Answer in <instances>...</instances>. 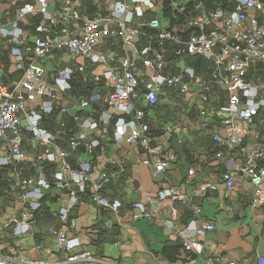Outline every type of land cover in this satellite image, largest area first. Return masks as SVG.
<instances>
[{
	"label": "built area",
	"instance_id": "1",
	"mask_svg": "<svg viewBox=\"0 0 264 264\" xmlns=\"http://www.w3.org/2000/svg\"><path fill=\"white\" fill-rule=\"evenodd\" d=\"M39 1L41 6L36 4ZM60 1V10L50 11L47 0H22L13 25H0V37L4 38L0 50L12 44L13 63L22 70L19 77L6 81L0 66V166L31 156V167L39 174L18 178L12 188L33 186L22 193L32 208L41 206L43 188L50 186L47 162L60 161L54 178L65 180L71 201H79L89 188L98 204L119 212L122 203L101 192L109 174L100 166L99 177L95 178L91 162L78 158L82 177L72 181L68 176L74 171L68 147H83L91 155L101 144L100 136L108 131L112 117L108 110L95 105L102 101L118 114L109 138L115 143H140L151 154L144 161L153 165L154 176L161 175L175 153L162 155V142L153 144L149 112L160 101L161 93L173 87L186 111L197 107L201 116L220 121V130L213 135L220 146L237 147L241 161L224 172L227 188L231 190L237 176L243 174L255 188L253 202L264 204V136L261 140L247 138L255 116L264 108V0H54V4ZM167 5L178 22L172 23L165 15ZM29 13L41 15L42 33L32 40L18 25L19 19ZM58 50L70 55L69 64H55ZM82 85V91L78 90ZM214 86L227 91L225 102L212 98ZM63 92L88 106L90 116L75 114L74 119L93 131L91 139L70 134L68 146H62L56 133L43 125L44 118L55 109L69 112V106L62 102ZM65 124L61 120V125ZM175 126L165 125L166 132L171 133ZM24 129L33 134L35 148L42 145L40 151L30 155L23 148ZM60 132L68 130L61 127ZM222 154V150L217 152L218 156ZM189 175H196L194 166ZM156 196L170 198L171 202L185 203L189 199L178 184L161 188ZM133 206L134 219L150 214L141 201ZM68 211L69 207L63 205L60 217L66 219ZM205 226L214 228L211 222ZM10 228L21 234L32 230V225L24 217L13 216L0 223V233ZM48 229L66 251L80 243L61 228ZM204 247L194 238L185 241L188 251L202 252ZM68 258L91 259L86 252ZM16 262L47 264L26 256ZM0 264H9L1 254ZM224 264L241 263L228 259ZM258 264H264V257Z\"/></svg>",
	"mask_w": 264,
	"mask_h": 264
},
{
	"label": "crops",
	"instance_id": "2",
	"mask_svg": "<svg viewBox=\"0 0 264 264\" xmlns=\"http://www.w3.org/2000/svg\"><path fill=\"white\" fill-rule=\"evenodd\" d=\"M22 4V0H0V25L12 26ZM36 4L41 6L42 3ZM47 5L50 11H57L62 2L54 4V0H47ZM39 16L29 13L18 21L31 40L42 33L41 23L37 21ZM3 40L0 37V41ZM12 48L11 44L0 50V66L6 81H12L22 73L13 63ZM57 56V66L69 64V54L58 50ZM201 70L205 71V68L202 66ZM78 90L82 91L80 87ZM63 93L62 102L69 106V112L61 113L57 108L44 118L43 125L56 133L57 142L62 146H68L70 134L91 139L93 131L83 128L74 119L75 114L90 116L88 106L84 107L68 92ZM227 95L225 89L214 86L212 98L218 97V103L225 102ZM179 96L177 88H166L158 102L162 106V117L158 119L154 108L149 112L151 133L155 136L153 144L162 142V155L175 153L169 168L159 176H154L153 165L144 161L151 156L148 149L138 142L115 143L109 138L118 114L102 101L95 105L108 110L112 117L108 131L100 136L101 144L91 155L83 147L77 150L68 147V159L74 168L68 176L72 181L82 177L78 158L91 162L95 178L99 177L101 169L97 166H100L109 174L101 192L122 203L119 212L98 204L89 188L82 192L79 201H71L65 180L54 178L60 169V161L47 162L50 186L43 188L42 204L34 209L22 196L33 186L12 188L18 178L39 174L31 167V156L9 165L11 169L6 176L0 177V223L18 216L32 225V230L21 234H15L11 228L0 233V254L9 264H17L20 256L42 259L47 264H224L228 259L241 264H258L260 257H264V204L253 202L255 188L243 174L237 176L231 190L227 188L224 172L241 161L237 147L220 146L213 137L220 130V121L213 116H201L197 107L187 111L185 106L178 109L176 100ZM170 113L175 116H169ZM176 116L179 117L177 120L171 119ZM255 117L247 135L249 140H261L264 136V108ZM63 119L65 126L61 125ZM161 121V130H155L154 124ZM172 123L176 124L175 129L167 133L165 125ZM61 127L67 128L68 133L60 132ZM24 135L22 146L30 155L41 150V144L36 148L32 145L34 136L30 131L24 129ZM219 150L223 151L221 156L217 155ZM192 166L196 168L195 176L189 175ZM169 184L182 186L189 194L188 201L158 199V190ZM136 201L145 203L150 214L134 219L136 207L133 203ZM63 205L69 207L66 219L60 217ZM209 222L214 224L213 229L205 226ZM50 226L63 229L69 237H77L80 243L71 251L64 250L58 238L49 231ZM187 238L204 243V250H186ZM76 252H86L91 259L70 260L69 255Z\"/></svg>",
	"mask_w": 264,
	"mask_h": 264
},
{
	"label": "trees",
	"instance_id": "3",
	"mask_svg": "<svg viewBox=\"0 0 264 264\" xmlns=\"http://www.w3.org/2000/svg\"><path fill=\"white\" fill-rule=\"evenodd\" d=\"M165 15L167 16V17H169L170 18V20H172V23H174V22H178L179 20H178V18H176L175 16H173V14H172V11H171V9L169 8V5H167V9H166V12H165ZM40 17V16H39ZM37 21H38V23H40V21H41V17L40 18H37ZM83 87H85L84 85H82L81 86V89L83 88ZM154 112H156L157 111V113H158V119H160V117H161V115H162V106H161V104H156L154 107ZM160 113V114H159ZM169 118V116L167 117V119ZM166 121V120H165ZM162 124V121L160 122V125ZM11 169V166H8V167H2V166H0V177H3V176H6V174L8 173V171Z\"/></svg>",
	"mask_w": 264,
	"mask_h": 264
},
{
	"label": "rangeland",
	"instance_id": "4",
	"mask_svg": "<svg viewBox=\"0 0 264 264\" xmlns=\"http://www.w3.org/2000/svg\"><path fill=\"white\" fill-rule=\"evenodd\" d=\"M176 106H177V108L178 109H182V107L181 106H184V102H183V100H182V98L179 96L178 98H177V100H176ZM156 113V115H158V113H157V111L155 112ZM160 114V113H159ZM169 116H175L174 114H172V113H170V114H168ZM161 117H162V115H161ZM177 118H179V117H174V118H171L172 120H177ZM154 128H155V130H161V125L160 124H154Z\"/></svg>",
	"mask_w": 264,
	"mask_h": 264
}]
</instances>
